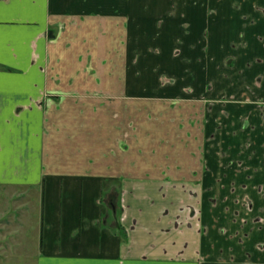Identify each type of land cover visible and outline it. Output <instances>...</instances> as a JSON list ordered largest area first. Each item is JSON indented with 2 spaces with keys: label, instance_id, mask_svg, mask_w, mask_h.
I'll return each mask as SVG.
<instances>
[{
  "label": "rangeland",
  "instance_id": "1",
  "mask_svg": "<svg viewBox=\"0 0 264 264\" xmlns=\"http://www.w3.org/2000/svg\"><path fill=\"white\" fill-rule=\"evenodd\" d=\"M144 1L116 5L122 24L88 20L108 17L94 11L62 36L54 69L69 95L52 116L56 154L109 179L172 183L165 194L181 214L212 184L209 196L228 197L231 211L237 194L216 182L251 174L249 157L264 170V23L244 0H171L159 11ZM254 192L264 214V190ZM38 201L36 191L3 190L0 264H34ZM190 210L199 224L200 209Z\"/></svg>",
  "mask_w": 264,
  "mask_h": 264
},
{
  "label": "crops",
  "instance_id": "2",
  "mask_svg": "<svg viewBox=\"0 0 264 264\" xmlns=\"http://www.w3.org/2000/svg\"><path fill=\"white\" fill-rule=\"evenodd\" d=\"M162 1L157 0V11L171 2ZM118 3L126 0H0V203L7 189L39 194L34 264H264L260 194L247 193L264 190L257 154L249 157L251 174L230 177L235 175L230 171L225 182L215 184L237 194L231 211L229 198L210 197L216 188L205 183L199 186L200 205L187 200L182 214L165 194L174 189L172 183L109 179L56 154L53 117L69 95L68 81L63 87V76L54 69L62 58V36L94 11L108 17L88 20L122 24L116 20L122 15ZM242 8L264 23V0H244ZM50 29L59 32L55 40ZM245 198L252 201L250 211ZM192 206L200 209L199 224Z\"/></svg>",
  "mask_w": 264,
  "mask_h": 264
},
{
  "label": "snow or ice",
  "instance_id": "3",
  "mask_svg": "<svg viewBox=\"0 0 264 264\" xmlns=\"http://www.w3.org/2000/svg\"><path fill=\"white\" fill-rule=\"evenodd\" d=\"M0 9H2V6H0ZM0 18H2V11H0Z\"/></svg>",
  "mask_w": 264,
  "mask_h": 264
}]
</instances>
